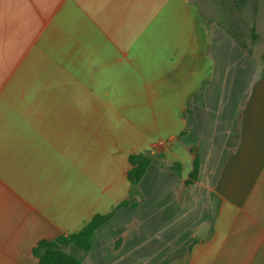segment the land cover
Wrapping results in <instances>:
<instances>
[{
    "label": "crops",
    "instance_id": "obj_1",
    "mask_svg": "<svg viewBox=\"0 0 264 264\" xmlns=\"http://www.w3.org/2000/svg\"><path fill=\"white\" fill-rule=\"evenodd\" d=\"M193 1L0 0V264H38V242L127 200L128 157L146 152L180 175L151 164L138 207L117 210L90 251L68 253L81 264H264V40L253 25L240 36L211 23L206 0L199 11ZM230 1L227 16L242 3ZM112 72L150 109L152 138L112 133L110 109H77L100 74L109 94Z\"/></svg>",
    "mask_w": 264,
    "mask_h": 264
},
{
    "label": "rangeland",
    "instance_id": "obj_2",
    "mask_svg": "<svg viewBox=\"0 0 264 264\" xmlns=\"http://www.w3.org/2000/svg\"><path fill=\"white\" fill-rule=\"evenodd\" d=\"M196 6V10L199 9V0L193 1ZM207 5L205 14L210 17L212 15L211 23L217 24L224 28H229L234 30L235 33L241 34L238 32L247 26L253 25L255 28V33H258L259 39L256 42L263 43L264 40V0H247L243 3L238 2V7L235 15L227 16L229 9L234 8V2L230 0H222L224 9L220 6H217V2L213 0H206L204 5ZM215 5V6H214ZM217 9V10H215ZM199 11V10H198ZM235 17V22H232V18ZM247 32L245 33V36ZM253 41V39H251ZM245 42V40H243ZM246 43V42H245ZM116 74V75H115ZM121 79L118 76V73L112 72V81L110 82V91L109 94L106 92V95H103L100 89L103 88L104 82L102 75L96 79L95 82V96L92 97H82L77 102V109H110V122L112 133H123L124 131L131 135L132 133L139 134L141 132L143 136L147 138H152V134L147 131L144 127L150 124V109L142 106L140 101L136 100L134 96L129 95L128 92H124L121 86ZM195 96V95H194ZM198 101V97L191 99V103ZM64 109L66 107L70 108L68 103V97L64 96L62 99ZM110 103V104H109ZM191 106V105H190ZM189 104H187V109ZM137 118L135 121V126H138L136 129L131 128L130 121L131 119ZM133 122V121H132ZM126 126V129H124ZM147 131V132H146ZM148 140V139H147Z\"/></svg>",
    "mask_w": 264,
    "mask_h": 264
},
{
    "label": "trees",
    "instance_id": "obj_3",
    "mask_svg": "<svg viewBox=\"0 0 264 264\" xmlns=\"http://www.w3.org/2000/svg\"><path fill=\"white\" fill-rule=\"evenodd\" d=\"M246 0H242V3ZM256 38V35H253ZM160 156L146 153L132 154L128 157L130 169L127 171L126 179L129 184V197L122 201L110 213L106 215L97 214L93 216L79 231L68 234L66 236H58L51 240H44L37 243L33 248L32 254L37 258L38 264H81L80 260L67 251L69 245L75 246L78 250L88 252L92 247V243L96 237L97 231L107 222H109L119 209H136L139 202L135 197L139 196L138 184L145 175L151 164H159L162 168H166L177 175L181 173V165L174 163L170 166H163L158 163ZM199 170L198 158H194L192 162V170L189 173L186 184H192L197 180Z\"/></svg>",
    "mask_w": 264,
    "mask_h": 264
}]
</instances>
